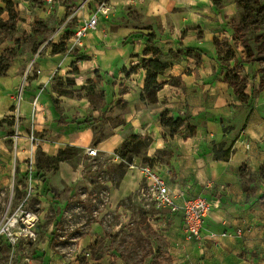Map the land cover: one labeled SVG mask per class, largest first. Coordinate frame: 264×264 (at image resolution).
<instances>
[{
  "label": "rangeland",
  "instance_id": "obj_1",
  "mask_svg": "<svg viewBox=\"0 0 264 264\" xmlns=\"http://www.w3.org/2000/svg\"><path fill=\"white\" fill-rule=\"evenodd\" d=\"M14 1L23 20L14 29L0 27V96L8 103L0 118V222L4 218L7 223L26 195V206L37 218L34 239L22 236L11 243L5 235L0 237V264L190 262L189 257L174 261L172 242L164 232V226H170L163 217L166 210L157 207L141 173L145 165L169 166L175 151L168 141L188 138L187 131L172 136L159 119L167 98L155 103L142 100L139 78L123 69L140 61L146 35L153 32L164 59L171 63L163 78L172 88L183 87L185 77L192 76L206 57L215 79L227 80L221 62L231 46L238 73L248 84L245 96L235 94L228 102L233 111L221 124L229 144L252 112L264 118V60H258L264 55V0H223L219 7L211 0H175L172 5L170 0H106L110 13L100 17L97 29L82 44L69 38L79 19L103 0ZM239 3L250 6L251 12ZM231 4L234 12L228 15L224 8ZM7 18V12L2 14L3 21ZM63 42L66 50L54 54L52 45ZM124 46L135 47L139 56L128 61V54H119L108 63L105 53ZM250 56L256 60L247 62ZM197 78L201 81L204 75ZM211 91L215 95L217 88L200 87L203 96ZM27 97L28 113L22 111ZM171 104L170 115L190 119L189 103ZM136 111L139 129L128 125L129 113ZM37 112L45 117L34 121ZM117 133L121 139L115 149L98 148ZM133 134L140 135L137 144ZM57 143L69 150L71 161L65 162L71 172H78L74 181L55 182L60 163L56 169L49 156L60 149L53 153L46 146ZM90 146L97 147L96 155L87 153ZM239 173L248 195L264 183V165L252 171L244 163ZM262 199L258 208L264 211ZM249 229L238 226L234 231L241 236ZM85 234H91L89 242H81Z\"/></svg>",
  "mask_w": 264,
  "mask_h": 264
},
{
  "label": "crops",
  "instance_id": "obj_2",
  "mask_svg": "<svg viewBox=\"0 0 264 264\" xmlns=\"http://www.w3.org/2000/svg\"><path fill=\"white\" fill-rule=\"evenodd\" d=\"M174 2L175 0H170L171 5ZM224 11L228 15L232 14L234 4L226 6ZM119 52L112 49L105 53L108 63L115 62L119 54L121 56L128 54L130 61L140 53L135 47L129 46H124ZM125 71L126 68L123 69V72ZM132 75L139 78L140 91L144 86L146 72L142 68ZM164 75L158 77L159 82L167 81L164 80ZM200 75H204L201 81L197 78ZM184 83L183 87L174 88L165 84L158 92V99L163 101L167 98L168 102L164 104L163 109H169L167 107L172 105V101L189 103L190 122L197 124V131L195 135L186 139L175 136L174 140H169L168 143L172 145L175 153L171 156L169 166H161L164 170L168 169L171 174L169 183L172 190L176 192L183 190L187 197L203 192L212 204V212L205 223L202 241H192L184 236L182 212L164 211L163 217L170 222L168 228L167 225L164 226V232L167 234L168 242H172L171 255L176 262H179L181 257H189L190 262L185 264H264V211L258 208L264 196V183H260L254 195H248L244 177L239 173L244 163L252 171L264 165V118L258 111L252 112L235 140L229 159L218 160L214 157L212 147L214 143L228 141L221 125V118H226L232 113L233 109L228 102L235 99V90L228 85L227 80L215 79L209 57H206L204 64L195 66L193 75L186 76ZM185 86L187 90L184 89ZM201 86L217 88L216 94L211 91L209 95L208 93L205 96L201 95ZM214 102L218 105L214 106ZM225 102L226 106L223 105ZM7 104L5 98L0 96V118L6 113ZM28 104L27 97L23 99V112L28 113ZM175 112L172 111V114H180L178 111ZM129 115L128 125L139 129L141 121L137 111ZM40 116L45 117L44 112L34 114L33 120L39 121ZM47 118L51 121L53 114L49 112ZM87 136L91 135L86 133L84 137ZM120 139V134L117 133L100 143L98 148L112 151ZM233 140H229V143ZM158 142L160 143V140ZM61 147V143L46 146L53 153ZM68 165L65 161L60 162L55 182L77 179L78 172H71ZM238 226L250 229L238 236L234 231ZM80 238L81 242H89L92 236L85 234Z\"/></svg>",
  "mask_w": 264,
  "mask_h": 264
},
{
  "label": "built area",
  "instance_id": "obj_3",
  "mask_svg": "<svg viewBox=\"0 0 264 264\" xmlns=\"http://www.w3.org/2000/svg\"><path fill=\"white\" fill-rule=\"evenodd\" d=\"M110 10L106 0L99 1L95 9H90L79 19V25L73 30L69 40L76 44H82L85 38L97 29L100 17L108 15ZM97 152V147H88L89 155H96ZM141 173L147 181L149 193L157 207L169 213L182 212L185 237L192 241H202L205 223L212 212L210 200L204 194L187 197L183 190L180 192L172 190L169 183L171 174L161 165H145L142 167ZM28 201L29 195H26L7 223L4 224V218L0 222V237L5 235L8 242H19L22 236L31 239L36 236L34 225L37 216L27 208ZM237 231L239 234L241 233L240 229Z\"/></svg>",
  "mask_w": 264,
  "mask_h": 264
},
{
  "label": "trees",
  "instance_id": "obj_4",
  "mask_svg": "<svg viewBox=\"0 0 264 264\" xmlns=\"http://www.w3.org/2000/svg\"><path fill=\"white\" fill-rule=\"evenodd\" d=\"M4 5H0V19L2 14L7 12L8 18L6 20H0V27L10 26L11 28H15L17 22L23 20L19 11L17 10L16 4L14 0H1ZM33 1V0H27ZM213 5L215 7H219L223 0H212ZM238 6L240 8H245L248 13L251 12L250 6H241L239 3ZM262 14L264 15V6L261 7ZM247 15V13H246ZM146 43L145 50L143 52V57L140 58L138 63H135L131 66V68L125 72L127 74L138 73L140 69H144L146 72L144 86L141 94L142 100L149 101L151 103H155L158 101V92L164 87L165 84L170 83V80L159 82L158 77L160 75H164L167 69L171 66V63L164 59V54L162 49L156 45V34L151 32L146 35ZM217 45V43H216ZM65 43L53 44L52 52L54 54L62 53L66 50ZM189 48V51H191ZM256 58L250 56L247 62L255 61ZM234 62L232 65L231 62ZM238 60L236 59L235 52L233 51L231 46H227L226 48V56L224 60H222L221 64L224 68H226V79L230 83V85L234 88L235 94L238 96H245L244 93L245 88L247 87V80L243 79L239 73L237 65ZM172 79V78H171ZM160 123L165 128L168 129L169 133L174 136L176 134H183V130L187 131L186 137H190L196 134L197 126L196 124H192L190 119L184 118L181 116L174 117L170 115V111L168 109L163 110L159 115ZM221 124H223V119L221 118ZM140 139L139 134L132 135L133 144H137ZM125 145L127 142L125 141ZM235 143V139L226 144V142L214 143L213 144V153L214 157L218 160H228L233 152V145ZM132 144V145H133ZM134 148L136 146L134 145ZM68 149H60L58 154L55 156H49V159L56 164V169L58 168V164L62 161H71V157L68 155ZM154 165V164H153ZM146 256H149L147 253Z\"/></svg>",
  "mask_w": 264,
  "mask_h": 264
},
{
  "label": "water",
  "instance_id": "obj_5",
  "mask_svg": "<svg viewBox=\"0 0 264 264\" xmlns=\"http://www.w3.org/2000/svg\"><path fill=\"white\" fill-rule=\"evenodd\" d=\"M258 60H259V61H260V60H264V55L261 56V57H258Z\"/></svg>",
  "mask_w": 264,
  "mask_h": 264
}]
</instances>
